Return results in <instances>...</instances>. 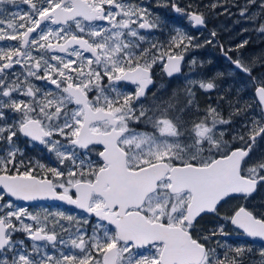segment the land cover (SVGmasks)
I'll list each match as a JSON object with an SVG mask.
<instances>
[{"label":"snow or ice","instance_id":"6c2138e0","mask_svg":"<svg viewBox=\"0 0 264 264\" xmlns=\"http://www.w3.org/2000/svg\"><path fill=\"white\" fill-rule=\"evenodd\" d=\"M158 6L264 34V0ZM218 35L137 0H0V41L15 42L0 47V264H246L253 249L227 237L264 240V202L249 206L264 189V50ZM208 46L228 68L195 55ZM157 66L183 84L156 86ZM44 200L84 215L16 203Z\"/></svg>","mask_w":264,"mask_h":264},{"label":"flooded vegetation","instance_id":"af4514ba","mask_svg":"<svg viewBox=\"0 0 264 264\" xmlns=\"http://www.w3.org/2000/svg\"><path fill=\"white\" fill-rule=\"evenodd\" d=\"M137 2H142L145 6H148L151 11L159 16L166 22L168 25H175L181 28H184L186 31H189L193 35L198 36L201 40L204 39L205 36L208 35L209 29H216L218 31V38L220 39L221 43H224L226 46L232 45L235 46L240 43L244 39L249 40V44L246 46L245 49L241 50L244 55H250L254 52H259L260 50H264V34L257 33L255 29V25L251 22L240 20L238 15L228 16V15H220L217 17H213L208 24L207 29H200L197 30L191 26H189L186 19L181 17L179 14L173 12L170 8H165L158 6L159 0H137ZM181 4H186L190 2V0H179ZM197 3L208 4L211 0H196ZM240 3H243V0H239ZM27 10V6L21 4L19 8L11 6V9L7 10L8 12L18 11V10ZM235 8L232 9V12H236ZM239 20V23L236 21ZM55 27V26H54ZM244 28H248L249 31L242 32L241 30ZM203 32L201 36L200 33ZM155 35L160 38L161 40L165 39V33H155ZM15 42L13 41H0V47H8L13 45ZM191 55V54H190ZM195 55L198 56L199 59L202 60H211L212 64L208 65L207 68L211 70H225L229 67L227 62L220 56L218 48H212L208 46L203 49H199ZM187 59V57H186ZM155 76L154 79L156 81V86L160 84H165L168 89L175 88L179 85H182L184 82L185 77H172L169 78L161 71L160 67L157 66L154 69ZM184 72L187 74L188 69L185 68ZM193 77L196 75L195 73H191ZM154 90V89H153ZM245 99H248L253 95L252 90L250 87L246 88L245 91L242 93ZM201 103L208 99V97L204 94L200 95ZM31 154L35 155L34 150H29ZM243 201L239 200H232L229 201L228 204L225 205V211L231 210V208L237 206L239 203ZM261 202H264V189H258L256 193L253 194V198L249 202V206H257ZM16 203L20 206L28 207L30 211L36 209L39 210L40 208H48L49 210H64L69 211L75 214L84 215L80 210L75 209L73 206L66 205L63 202L59 201H52V200H44V201H36V202H24V201H16ZM19 238H24L23 234H17ZM243 234H237L236 232H232V234L227 237L230 243L235 244H247L253 249L252 254L248 257L246 264H254V262H258L260 260L259 250L264 248V242L259 241H252L243 238ZM154 251V250H153Z\"/></svg>","mask_w":264,"mask_h":264},{"label":"water","instance_id":"95a60500","mask_svg":"<svg viewBox=\"0 0 264 264\" xmlns=\"http://www.w3.org/2000/svg\"><path fill=\"white\" fill-rule=\"evenodd\" d=\"M243 238H244V239H248V240H252V241L264 242V240H260V239H258V238H255V239H254V238H250V237H247V236H245V235L243 236Z\"/></svg>","mask_w":264,"mask_h":264},{"label":"rangeland","instance_id":"374dc122","mask_svg":"<svg viewBox=\"0 0 264 264\" xmlns=\"http://www.w3.org/2000/svg\"><path fill=\"white\" fill-rule=\"evenodd\" d=\"M19 7H20V5H19ZM9 9H11V5H8V6H6V10H9ZM18 10V9H17ZM10 12V11H9Z\"/></svg>","mask_w":264,"mask_h":264}]
</instances>
